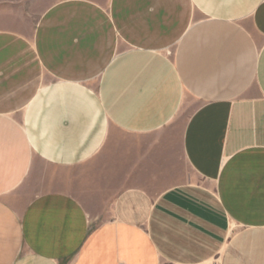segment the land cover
<instances>
[{
	"label": "crops",
	"instance_id": "crops-1",
	"mask_svg": "<svg viewBox=\"0 0 264 264\" xmlns=\"http://www.w3.org/2000/svg\"><path fill=\"white\" fill-rule=\"evenodd\" d=\"M0 16V264H264V0Z\"/></svg>",
	"mask_w": 264,
	"mask_h": 264
},
{
	"label": "rangeland",
	"instance_id": "rangeland-1",
	"mask_svg": "<svg viewBox=\"0 0 264 264\" xmlns=\"http://www.w3.org/2000/svg\"><path fill=\"white\" fill-rule=\"evenodd\" d=\"M10 0H0V8L2 7H7V4L9 3ZM44 6H34L32 9L34 10V15H37L38 12H40ZM31 9V8H30ZM1 17V16H0ZM11 23H9L7 20H2L0 18V27H7Z\"/></svg>",
	"mask_w": 264,
	"mask_h": 264
}]
</instances>
